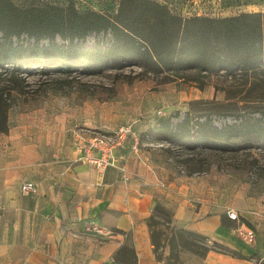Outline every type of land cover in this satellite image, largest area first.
I'll use <instances>...</instances> for the list:
<instances>
[{
	"label": "crops",
	"instance_id": "obj_1",
	"mask_svg": "<svg viewBox=\"0 0 264 264\" xmlns=\"http://www.w3.org/2000/svg\"><path fill=\"white\" fill-rule=\"evenodd\" d=\"M196 100L200 96L178 109L179 117L163 111L149 125H139L114 149L107 166L83 159L76 144L65 155L46 154L25 139H8V149L0 150V192L4 210L14 215L6 222L5 248L12 250L16 264H119L115 256L127 247L134 249L136 264H168L156 257L148 225L158 204L171 212L175 229L202 234L209 246L222 247L203 257L183 249L177 264H262L263 211L254 215L256 207L246 198L245 187L230 192L221 186L216 180L220 171L212 168L200 175V124L193 149L185 141L148 131L168 117L176 129ZM192 154L196 159L189 158ZM27 181L36 184L37 193L22 191ZM228 209L244 219H230ZM254 225L257 239L250 240L247 228ZM169 253L167 246L165 255Z\"/></svg>",
	"mask_w": 264,
	"mask_h": 264
},
{
	"label": "rangeland",
	"instance_id": "obj_2",
	"mask_svg": "<svg viewBox=\"0 0 264 264\" xmlns=\"http://www.w3.org/2000/svg\"><path fill=\"white\" fill-rule=\"evenodd\" d=\"M14 1L24 6L73 3L80 12L94 10L110 16L119 13L122 8L125 15L129 14L133 10L130 9L131 5L136 13L147 10L143 0ZM150 1L167 5L172 13L184 18L264 12V0ZM148 29L153 35L159 36L155 27ZM162 35L161 33L160 36L165 37ZM57 41L62 43L60 38ZM43 43L47 44L48 40ZM112 43V32L100 35L92 33L87 38V45L91 47L99 44L102 49H107ZM188 61V56L173 60L170 69L158 67L150 58L138 64L114 60L98 64L2 63L0 150L4 153L10 145L7 140L17 138L37 144L39 149L45 148L46 154L60 151L61 155H65L67 148L77 145L80 136H111L121 126H130L133 133L128 135V139L139 125H149L158 119L160 110L178 112L188 100L196 96H200V105L195 106H200L204 111L213 106L203 102L230 101L231 106H225V111H230L231 114L212 113L208 118H200V122H207L218 129H229L234 124L251 130V134L249 137L239 135L230 144L221 147L211 142L200 144V175L212 168L220 171L216 180L221 186L230 187V192H235V188L245 187L246 198L249 201L250 197L251 206L256 207H251L254 215L259 209H262L264 215V136L260 134V129L264 131V94L259 91L247 92V88L241 86L246 80L254 81L251 73L248 77L241 71L212 72L191 66ZM261 74L259 72L257 76ZM190 105L188 108L191 109ZM256 105L260 111L254 112L252 106ZM181 119L180 117L179 120ZM81 154L83 157L82 152ZM191 156L196 159L194 154L189 155V158ZM2 203L0 192V264H16L17 259L10 257L12 250L5 248L6 222L14 220V215L4 210ZM243 219L240 216V220ZM169 222L166 221L161 228L165 229L166 234H175L177 239H182ZM251 228L257 239L258 227L254 225ZM185 237H189L190 241L198 240L196 237ZM204 242L200 238V244ZM220 248L222 249L218 247Z\"/></svg>",
	"mask_w": 264,
	"mask_h": 264
},
{
	"label": "trees",
	"instance_id": "obj_3",
	"mask_svg": "<svg viewBox=\"0 0 264 264\" xmlns=\"http://www.w3.org/2000/svg\"><path fill=\"white\" fill-rule=\"evenodd\" d=\"M143 1L147 6L146 11L136 13L131 5L130 9L133 10L129 14L125 15L122 8L119 13L110 16L94 10L80 12L73 3L24 6L14 0H0V65L8 62L19 65H51L56 62L98 64L108 60L138 64L150 58L158 67L170 69L173 60L188 56L191 66L201 67L203 70L229 73L241 71L248 77L251 73L254 81L246 80L241 86L247 88V92L259 91L264 94V12L184 18L172 13L167 5ZM148 27H155L159 36L153 35ZM109 32L113 35L111 47L102 49L99 44L93 47L87 45L90 34ZM161 33L165 37H161ZM44 40H48V43L44 44ZM259 72L262 74L257 76ZM203 103L213 107L204 111L200 106H195L200 105L199 100L190 102L191 109L185 113L176 129L172 128V119L168 117L161 119L160 126L148 131L169 141H185L186 146L191 149L195 148L199 138L196 124H200V144L211 142L221 147L230 144L239 135L250 136L251 130L238 125L218 129L207 122H200L199 118H208L212 113L231 114L230 111H225V106H231L230 101ZM252 108L254 112L260 111L257 105ZM179 114L177 112L175 116L179 117ZM261 133L264 136L262 129ZM166 221L172 224L171 212L160 204L156 205L148 219V225L154 252L160 261L177 264L179 253L183 249L192 250L203 257L211 248L221 247L217 244L209 246L206 236L202 234L175 229L173 226L182 239H177L175 234L168 235L161 228ZM185 236L196 237L199 241H190ZM200 238L205 241L203 244H200ZM167 246H170V253L165 255ZM115 258L119 264H136L132 248L127 247L118 252Z\"/></svg>",
	"mask_w": 264,
	"mask_h": 264
},
{
	"label": "built area",
	"instance_id": "obj_4",
	"mask_svg": "<svg viewBox=\"0 0 264 264\" xmlns=\"http://www.w3.org/2000/svg\"><path fill=\"white\" fill-rule=\"evenodd\" d=\"M162 112L160 111L159 114ZM133 133V129L130 126H121L115 132L114 135H90L80 136V140L77 143V148L83 153V159L96 164L97 166H107L111 164V159L114 156V149L122 145L127 139L128 135ZM124 179L129 180V176L124 171ZM24 193L35 194L37 193V186L32 181L24 182L21 186ZM227 215L230 219L240 220V214L237 210L228 209ZM97 232L101 234H110V231L105 230L102 227L95 228ZM247 236L250 240H254L255 233L252 228H247Z\"/></svg>",
	"mask_w": 264,
	"mask_h": 264
}]
</instances>
